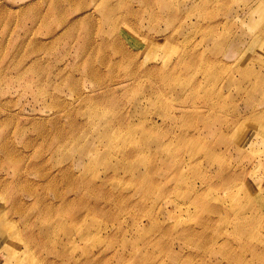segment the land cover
<instances>
[{"label":"rangeland","instance_id":"1","mask_svg":"<svg viewBox=\"0 0 264 264\" xmlns=\"http://www.w3.org/2000/svg\"><path fill=\"white\" fill-rule=\"evenodd\" d=\"M57 1L0 0V264H207L202 237L205 246L217 242L218 255L264 264V169L257 168L264 143L251 148L247 132L238 153L215 139L232 115L264 106V93L252 91L257 84L264 92V49L254 30L241 14L212 11L207 18L204 0H81L59 3L64 13L50 4ZM230 1L235 9L254 2ZM127 10L131 33L121 21ZM160 12L177 21L158 22ZM214 17L221 19L217 34L242 43L220 64H190V53H208L203 30ZM205 71L216 74L209 80ZM204 97L214 98L212 108ZM184 100L197 109L190 120L172 119ZM142 130L150 141L141 142ZM60 169L67 170L63 178ZM219 169L245 175L227 187ZM19 171L24 175L13 177ZM145 177L150 192L142 189ZM12 178L19 182L7 185ZM14 198L20 215L9 211ZM239 217L250 238L234 236ZM61 220L71 230H62ZM87 222L90 240L82 236ZM31 233L49 245L15 257ZM218 255L212 262L232 263Z\"/></svg>","mask_w":264,"mask_h":264},{"label":"bare ground","instance_id":"2","mask_svg":"<svg viewBox=\"0 0 264 264\" xmlns=\"http://www.w3.org/2000/svg\"><path fill=\"white\" fill-rule=\"evenodd\" d=\"M69 3V4H74L76 2H78L79 4L81 3V0H58L57 2H51L50 4H55L57 6V11L59 13H64L66 11L65 8H59L58 4L59 3ZM203 9H204V14L205 16L208 18L209 16H211L212 11L214 12H222V14H220L219 16H223L225 18L229 17V16H233L236 17V19L238 17H240V14L242 16V21L244 22L248 28L253 29L254 31L251 33L253 34V39L256 41L255 45L256 47L259 45V47L262 44V48L264 49V0H254V2L250 3L247 7L245 8H236L235 6L232 8V4L230 0H217V2L215 3V7L210 8L209 10H205L206 9V5L208 3H210V0H204L203 1ZM218 7V8H217ZM212 9V10H211ZM130 12V10H127V12H125V15L121 16V21H123L124 23V28L126 33L129 32L131 33V29H129V25H128V21L125 20V18H127V14ZM176 14L173 12L168 13V15L165 16V18L162 16V13L160 12L159 14H156V17L158 18V22L161 21V19H163L164 23L166 25H168V23H175L177 21V17L175 16ZM45 16V15H43ZM125 20V21H124ZM221 23V19L219 18H211L208 19L207 24L204 26V36L207 39V51H203V53L201 55H197L196 52L195 53H190V55L188 56L189 59L191 60L190 64H220L223 57H224V52L228 49H230L231 47H234L237 43H242L243 40L241 39H237L236 37H229L227 39H225L227 37V35H219L216 33V27ZM65 34V33H64ZM170 42L171 39H169ZM261 49V48H260ZM262 50V49H261ZM188 53V52H187ZM250 60V59H248ZM32 63V62H30ZM239 60L235 59L231 64H238ZM254 62H246V64L248 66H250L251 64H253ZM230 68H233L234 65L229 66ZM219 71V70H218ZM222 70H220L219 72H221ZM233 71V69L231 70ZM205 76L207 77V79L211 80L213 79V75L216 74L215 71H205ZM212 76H211V75ZM218 76V75H217ZM241 81H245L247 76L245 74H242L239 76ZM130 80L134 81L136 80L135 76H131L129 77ZM206 82V80H205ZM252 91H256L259 93H264L263 90L261 89L260 86H258L257 84L253 85V89ZM221 97V95L217 94L216 98ZM189 100H191L192 102L195 101L196 96L194 93L190 94V97L187 98ZM214 98L211 97H204V101L206 102L208 108H212L213 107V101ZM179 103V108H177L176 110V116L172 115L171 118L175 119H181V120H190L191 115H193V113L195 112L194 110L197 109V107L192 106H188L187 104H185L186 100L183 101V104H181L180 101H177ZM181 104V105H180ZM263 105H259V106H252L247 108L245 111L239 113V114H234L230 117V119L228 121H224L223 122V127L222 130L219 131L216 136L215 139L218 140V142L220 144L223 145L224 149L228 148H233L235 151H237L238 153L242 151V146H243V139L245 136H247V132H249V135L253 136V141L251 142V148L254 146V144L257 143H264V106ZM178 116V117H177ZM91 122V120H90ZM131 126V125H130ZM130 126L128 127V131H133L134 129H131ZM143 134V139L141 140V142H147L150 141L148 138H146V133L144 130L141 131ZM186 137V136H185ZM189 139H193L194 136L193 135H189L188 136ZM159 149L160 151H163L164 148L161 147L160 145H162V142H160L159 144ZM89 154V153H86ZM91 154V152H90ZM204 155L210 159L212 157L215 156V150L212 146H208L205 148V152ZM121 169L126 168L129 172L133 173L134 167H132L131 164L126 165H118ZM258 169H264V159L260 160L258 162ZM228 168H231L230 166H228ZM23 169V168H22ZM25 169V168H24ZM63 169H60L59 171H61ZM67 170H63L60 175L63 178L65 173ZM25 172V170H24ZM27 172V171H26ZM150 172H152V170H146L145 174L143 175H147ZM218 174L221 176L222 178V183L229 187L232 183V181L234 180H241L244 178L245 172L242 171H238V172H232L230 170H224V169H219ZM29 173V172H28ZM22 176L24 175L23 171H19V172H15L13 174L14 176ZM13 181V178L11 181H8L7 185H10L12 183H18ZM142 189L145 192H150L153 189V186L149 180V178L145 177L142 179ZM27 186H21L19 187V190H25ZM26 203V202H25ZM182 208V207H180ZM179 208V209H180ZM7 209V208H6ZM7 211V210H6ZM9 211L12 214H21V212L23 211V208H19L18 207V203L15 201L14 198V202L12 204V206L10 207ZM1 212V211H0ZM77 217V215H75ZM68 221L69 220H75V217L72 215L68 216ZM213 219L208 218L206 221V225H208L209 221H212ZM2 223V218H0V225ZM22 223H23V229L26 233L27 232V225H29V220L26 217L22 218ZM13 224V233L12 236H14L15 238L18 239V230L15 226V223L12 221ZM83 224V228H85V231L83 232L82 236L85 240H90L91 239V233H90V223H82ZM139 224V222H134V225L137 227ZM232 224L234 226V228L236 229V233L234 234V236L238 237L239 235H244L247 238L251 237V229L248 227V222L245 218L243 217H239L237 218V220L232 221ZM58 226L61 227L62 230L64 231H69V229L71 230V228L68 229V227L65 224V221L61 220L58 222ZM54 227V223H50L48 225V228H53ZM174 228V227H173ZM0 231H2L0 229ZM5 232H7V229L5 228L4 230ZM179 234H183V232H180ZM75 236V235H74ZM73 236V237H74ZM26 240L22 239V242L17 246V250L18 248L20 249L15 255V257H19V258H26L29 257L32 249H40V250H44L46 249V245H49V243L47 241H45L44 239L40 238V240L35 242V237H33V234H28V240L27 237L24 236ZM72 236L69 237L68 242L70 244H73L75 242V239ZM11 243L13 244V241H11ZM205 237H202L201 241H200V245L198 247H201L204 249V253L206 255H209V257H211V259H209V261L205 262L207 264H217L212 262V255H218L215 252V247L217 246V242L212 240L208 246H205ZM223 244H220V246H222ZM247 249V248H246ZM250 253H252L254 250L250 249L249 250ZM172 251L169 252V254ZM11 253V252H10ZM261 254V261L264 263V248H262V250L259 252ZM223 259L226 260H231L232 263L231 264H244L243 259L241 258V256H236L234 253H227L224 255H218ZM143 258V257H141Z\"/></svg>","mask_w":264,"mask_h":264}]
</instances>
